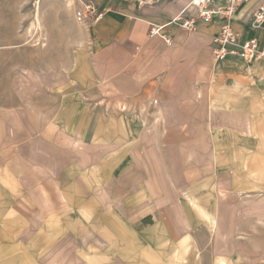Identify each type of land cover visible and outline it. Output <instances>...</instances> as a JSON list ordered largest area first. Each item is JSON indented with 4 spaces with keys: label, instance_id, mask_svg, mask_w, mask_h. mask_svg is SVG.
<instances>
[{
    "label": "rangeland",
    "instance_id": "rangeland-1",
    "mask_svg": "<svg viewBox=\"0 0 264 264\" xmlns=\"http://www.w3.org/2000/svg\"><path fill=\"white\" fill-rule=\"evenodd\" d=\"M76 12L0 0V264H264V74L198 41L103 80Z\"/></svg>",
    "mask_w": 264,
    "mask_h": 264
},
{
    "label": "crops",
    "instance_id": "crops-1",
    "mask_svg": "<svg viewBox=\"0 0 264 264\" xmlns=\"http://www.w3.org/2000/svg\"><path fill=\"white\" fill-rule=\"evenodd\" d=\"M75 1L77 9L82 2H90L97 7L98 12L104 14L100 21L84 24L87 52L91 59L95 60L93 70L101 74L103 80L105 79L103 77H106V75L104 76L106 74L104 66L107 62L112 66H118L117 64L124 63L123 57L129 56V60H131L132 54L146 55L151 47L158 44L163 43L167 47H172L175 43L180 45L186 42L187 45H193L198 41L209 47L210 56L216 64L253 70L252 74L255 72L264 74V58L247 63L238 54H230L225 60L217 61L213 53V40L220 34L223 23L218 18H215L211 23L199 21L194 31L187 30L179 24L172 23V20L180 16L183 9L181 4L173 0H155L153 6L143 7L122 0ZM257 5L258 1L241 7L234 17L233 28L239 34L238 45L231 47L235 52H240L242 45L250 39L258 40L260 49L264 50V25L256 27L250 19V13H253ZM152 25L163 27V34L171 38L172 46H168L161 37L149 38ZM137 50L139 51L136 53L132 52ZM203 58H199L200 69H205L207 66L205 58ZM211 106L214 113L215 105L211 104ZM182 129H186L185 125ZM213 165L216 168V164ZM218 193L223 200L226 191L221 187L218 189ZM4 254L9 255L3 248H0V255ZM10 254L12 256L10 263L2 264H14L13 260H19V253L13 248Z\"/></svg>",
    "mask_w": 264,
    "mask_h": 264
},
{
    "label": "built area",
    "instance_id": "built-area-1",
    "mask_svg": "<svg viewBox=\"0 0 264 264\" xmlns=\"http://www.w3.org/2000/svg\"><path fill=\"white\" fill-rule=\"evenodd\" d=\"M128 3H136L140 6H153L155 0H122ZM183 6V9L172 23L179 24L187 30L194 31L199 21L211 23L218 18L223 23L221 32L213 40L214 57L217 61L225 60L230 54H238L247 63L261 60L264 58V50L259 47L256 39H250L245 42L240 52L231 49L237 46L239 34L233 28V20L238 10L246 5L258 1L257 7L253 13H250V19L254 26L264 25V0H173ZM77 20L80 23L87 24L100 21L104 14L98 12L97 7L90 2H82L76 12ZM161 37L168 45L172 46L171 38L163 34V27L152 25L149 34L150 39Z\"/></svg>",
    "mask_w": 264,
    "mask_h": 264
},
{
    "label": "bare ground",
    "instance_id": "bare-ground-1",
    "mask_svg": "<svg viewBox=\"0 0 264 264\" xmlns=\"http://www.w3.org/2000/svg\"><path fill=\"white\" fill-rule=\"evenodd\" d=\"M39 20H40V19H39ZM37 23H38V22H37ZM37 23H36V24H37ZM37 25H38V24H37ZM37 28H38V26H37ZM39 28L41 29L40 26H39ZM211 159H212V161H211L212 164H216V160H217V158H216V157L214 158L213 155H211ZM219 195H220V194H219ZM220 196H221V195H220ZM220 199H221V198H220Z\"/></svg>",
    "mask_w": 264,
    "mask_h": 264
}]
</instances>
